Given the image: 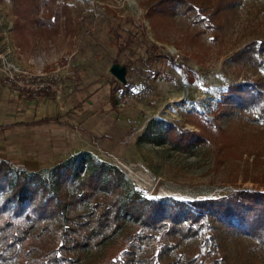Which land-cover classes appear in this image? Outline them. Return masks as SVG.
<instances>
[{"label":"rangeland","instance_id":"obj_1","mask_svg":"<svg viewBox=\"0 0 264 264\" xmlns=\"http://www.w3.org/2000/svg\"><path fill=\"white\" fill-rule=\"evenodd\" d=\"M156 1L53 0L62 14L60 29L50 41H42L26 30L27 22L17 23L27 1L0 0L1 59L33 74L58 69L63 79L59 99L29 100L0 76V126L61 117L58 123L0 131L1 160L39 171L89 154L97 163L118 168L129 184L151 198L191 202L237 190L264 191L262 124L220 119L219 125L236 146L234 154L226 157L217 139L188 155L141 137L148 126L162 123L198 132L195 111L210 120L229 84L261 76L236 67L231 57L249 43L264 41V0H244L239 13L218 33L185 17L151 28L146 14ZM109 29L135 33L133 47L123 56L117 57L110 46ZM149 44L173 58V63L163 58L146 62ZM127 58L131 68L125 72V83L132 89L150 88L152 99L120 107L122 87L113 106L110 81L117 79L110 69L124 67ZM252 246L240 240L228 243L225 252L208 251L199 237L186 248L199 254L200 264H264V250Z\"/></svg>","mask_w":264,"mask_h":264},{"label":"trees","instance_id":"obj_2","mask_svg":"<svg viewBox=\"0 0 264 264\" xmlns=\"http://www.w3.org/2000/svg\"><path fill=\"white\" fill-rule=\"evenodd\" d=\"M25 1L27 7L17 23L27 22L26 30L31 36L50 41L60 29L62 14L53 0ZM243 3L244 0H157L149 5L146 18L153 29L158 23L185 17L218 33L239 13ZM109 33L110 46L116 49L117 57L135 43L132 30L109 29ZM158 50L155 44H149L144 60L154 63L163 58L173 63V58ZM127 61L126 73L131 68L130 58ZM231 61L261 76L251 82L229 84L220 94L210 120L195 111L198 132L180 131L162 123L157 128L148 126L141 137L188 155H195L217 139L221 154L233 155L236 146L219 121L223 118L227 123L237 120L264 125V41L247 44ZM189 82H194L192 76ZM110 83L113 106L120 88H124L120 93L139 90L114 79ZM38 96L54 98L47 91ZM60 120L59 116H45L33 122L0 126V131ZM215 133L221 137L216 138ZM199 237L208 251L217 248L225 252L228 243L240 240L253 243L252 249L264 250V191L237 190L191 202L151 198L129 184L118 168L97 163L89 154L39 171L0 159V264H200L199 254L186 248ZM224 259L225 256L221 260L225 262Z\"/></svg>","mask_w":264,"mask_h":264},{"label":"built area","instance_id":"obj_3","mask_svg":"<svg viewBox=\"0 0 264 264\" xmlns=\"http://www.w3.org/2000/svg\"><path fill=\"white\" fill-rule=\"evenodd\" d=\"M60 74L58 69L33 74L7 63L0 57V76L4 80L3 82L11 86L14 92L37 97L39 93L47 91L55 99H59L62 93L63 80ZM151 95L150 88L122 92L118 96V106H125L131 102L150 101L152 99Z\"/></svg>","mask_w":264,"mask_h":264},{"label":"water","instance_id":"obj_4","mask_svg":"<svg viewBox=\"0 0 264 264\" xmlns=\"http://www.w3.org/2000/svg\"><path fill=\"white\" fill-rule=\"evenodd\" d=\"M110 72L115 79H117L120 83H125V68L124 67H111Z\"/></svg>","mask_w":264,"mask_h":264}]
</instances>
